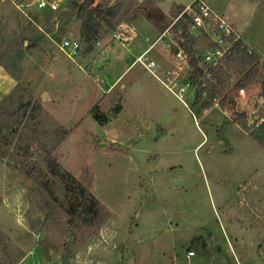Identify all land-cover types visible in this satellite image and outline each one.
<instances>
[{"label":"rangeland","instance_id":"1","mask_svg":"<svg viewBox=\"0 0 264 264\" xmlns=\"http://www.w3.org/2000/svg\"><path fill=\"white\" fill-rule=\"evenodd\" d=\"M94 1H125L120 23L135 26L143 47L161 32L146 14L135 17L143 0ZM173 1H162L165 12L155 0L171 23ZM205 1L242 31L262 70L241 86L248 70L231 72L219 106L193 93L186 105L141 64L128 68L138 50L113 30L91 53L83 43L63 49L64 39L81 40L70 0L52 14L34 0H0V53L12 49L11 70L0 65V103L16 92L40 101L41 126L70 132L54 154L78 179L61 181L38 142L26 138L25 151L20 132H4L0 264H264V111L250 120L264 105V0ZM81 183L92 196L73 225Z\"/></svg>","mask_w":264,"mask_h":264},{"label":"trees","instance_id":"2","mask_svg":"<svg viewBox=\"0 0 264 264\" xmlns=\"http://www.w3.org/2000/svg\"><path fill=\"white\" fill-rule=\"evenodd\" d=\"M70 7L73 11H77V15L81 20V41L84 47V53H91L99 39L111 30H115L121 20L129 13V10L124 11L125 1H119L111 5L95 4L94 0H70ZM143 8L135 12V17L141 13L147 15L148 18L154 21V26L161 31L165 30L171 23L168 16L155 6V0H143ZM185 5H174V15L177 16ZM51 11L50 14H52ZM184 15L176 28H181L184 31L188 41L192 44L194 39L187 34L188 24ZM189 46L191 49L192 46ZM35 45L33 43L31 46ZM11 48L5 49L0 53V65L11 70ZM192 63L195 66L194 83L197 87L196 99L205 101L206 105H210L215 97L222 95L231 87L229 78L231 72L242 71L248 72L239 86L248 85L260 76V63L258 56L254 50L240 39L232 47L230 53H227L218 64L213 67V76L205 82H199L198 79L202 76L203 70L198 67V60L192 56ZM261 70V71H260ZM262 92L264 98V78L261 81ZM207 91L211 93L209 100H205L203 93ZM45 108L43 104L33 98L25 99L23 96H18L17 92L6 98L3 103H0V140L3 138L4 132H20V142L22 148L26 151L30 146L26 144V138L36 141L39 148L44 152V161L48 170L61 181L69 177L76 179L71 172L66 170L58 161L54 152L58 145L68 136L69 130L62 125L56 128H43L40 123L41 116L44 114ZM94 117L101 123L107 122L106 116L97 111H93ZM82 187V198L71 206V223L76 225L83 213L86 211L89 199L92 196V191L88 186L80 184ZM202 249L207 248V244H201Z\"/></svg>","mask_w":264,"mask_h":264},{"label":"built area","instance_id":"3","mask_svg":"<svg viewBox=\"0 0 264 264\" xmlns=\"http://www.w3.org/2000/svg\"><path fill=\"white\" fill-rule=\"evenodd\" d=\"M34 1L40 9H49L50 11L59 9L58 0ZM184 15L188 16L186 19L189 27L187 34L195 40L192 44L188 41L183 29L176 28ZM112 37L123 45H128L138 37V32L134 25L122 22L118 28L113 30ZM240 39H243L242 31L229 22L223 14L214 10L203 0H193L185 5L165 30L159 32L153 41L143 47L135 56L131 66L141 64L188 105L186 96L193 93L196 98L197 92L194 83L196 68L192 63V56L197 58L198 67L203 70L198 81L205 82L208 78H212L214 65L218 64L227 53H230L232 47ZM145 40L150 41L149 37H145ZM190 44L191 49L189 48ZM62 48L77 52L82 48V42L78 39H64ZM209 94L211 93L205 91L203 97H207ZM246 94V87L242 86L237 89V98L245 97ZM221 99L222 97H215L213 104L219 106ZM207 110L205 108V111ZM192 113L197 117L195 111ZM189 254H194V251H190Z\"/></svg>","mask_w":264,"mask_h":264},{"label":"crops","instance_id":"4","mask_svg":"<svg viewBox=\"0 0 264 264\" xmlns=\"http://www.w3.org/2000/svg\"><path fill=\"white\" fill-rule=\"evenodd\" d=\"M162 1L163 0H158V2H159V6L162 8V10L163 11H165V12H167L168 10H165L164 9V7L162 6ZM203 1H205V0H203ZM206 2V1H205ZM207 3V2H206ZM175 4H177V5H180V4H185V3H183V2H181V1H177V0H174L173 2H172V4H171V6L173 5H175ZM208 4V3H207ZM209 5V4H208ZM210 6V5H209ZM211 7V6H210ZM133 43H135V49H137L138 50V53L143 49V45H141L139 42H137V40L135 39V40H133L132 41ZM246 44H247V42H246ZM249 45V44H248ZM250 47H252V46H250ZM252 49H254L253 47H252ZM255 50V49H254ZM258 53V52H257ZM259 54V53H258ZM260 55V54H259ZM260 58H262L261 57V55H260ZM133 62V61H132ZM132 62H131V64H132ZM131 64L129 65V67L128 68H130L131 67ZM122 76H123V73L122 74H120L117 78H116V80L114 81V82H117V81H120L121 80V78H122ZM128 87V85L126 84V83H124V84H122V88H124V89H126ZM251 112H253V111H251Z\"/></svg>","mask_w":264,"mask_h":264},{"label":"water","instance_id":"5","mask_svg":"<svg viewBox=\"0 0 264 264\" xmlns=\"http://www.w3.org/2000/svg\"><path fill=\"white\" fill-rule=\"evenodd\" d=\"M264 111V105H260L257 110L251 112L250 114V120L253 121L256 117H258L260 115L261 112ZM219 245V243H217V246Z\"/></svg>","mask_w":264,"mask_h":264}]
</instances>
